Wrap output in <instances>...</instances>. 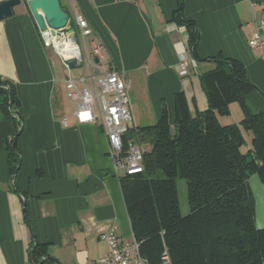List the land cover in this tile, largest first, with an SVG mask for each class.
Returning a JSON list of instances; mask_svg holds the SVG:
<instances>
[{
    "label": "crops",
    "instance_id": "1",
    "mask_svg": "<svg viewBox=\"0 0 264 264\" xmlns=\"http://www.w3.org/2000/svg\"><path fill=\"white\" fill-rule=\"evenodd\" d=\"M183 1L184 16L199 32L201 59L191 51L192 26L175 18L179 0L62 2L74 25L76 13L86 17L107 68L126 80L131 132L145 120L155 124L163 107L172 121L177 91L185 92L193 116L207 109L200 75L214 67L208 58L219 53L245 65L258 88L248 94L249 105L264 110V53L250 46L264 0ZM15 10L0 20V76L15 84L23 130L13 172L7 140L17 124L0 106V264H35L30 251L37 243L45 244L44 264H91L109 250L102 232L114 227L122 241L134 237L121 187L124 171L110 154L102 124L78 122L67 95L69 70L55 48L45 45L27 2ZM184 57L188 72L181 75ZM249 185L262 228L264 183L255 173Z\"/></svg>",
    "mask_w": 264,
    "mask_h": 264
},
{
    "label": "trees",
    "instance_id": "2",
    "mask_svg": "<svg viewBox=\"0 0 264 264\" xmlns=\"http://www.w3.org/2000/svg\"><path fill=\"white\" fill-rule=\"evenodd\" d=\"M183 5L179 0L175 18L192 26L191 51L201 59L199 32L184 16ZM208 59L215 65L200 75L208 108L193 116L185 92L177 91L172 121L163 107L155 124L136 127L143 171L121 176L132 231L148 264H161L165 253L170 264H264V227H257L249 185L255 173L264 183V110L254 111L247 99L258 88L241 61L223 53ZM233 101L243 110L240 126L221 124L217 115L229 113ZM20 103L15 84L0 76L1 110L17 124L7 140L13 172L20 164ZM243 128L253 133L247 151L242 150ZM132 132L131 139L124 137L125 149L134 141ZM179 177L188 183L186 214L178 202ZM46 253L45 244L37 243L30 257L35 264H44Z\"/></svg>",
    "mask_w": 264,
    "mask_h": 264
},
{
    "label": "built area",
    "instance_id": "3",
    "mask_svg": "<svg viewBox=\"0 0 264 264\" xmlns=\"http://www.w3.org/2000/svg\"><path fill=\"white\" fill-rule=\"evenodd\" d=\"M68 2V0H61ZM45 45L53 46L59 55L77 58L78 66L83 67V72L74 75L73 67L64 60L69 73L66 77L68 97L75 102L74 115L79 123H101L109 140V151L116 162V166L123 169L124 174H135L143 171L142 147L131 141L128 148L124 147V137L130 130L133 114L130 106L128 84L122 75L107 68L102 46L97 41L90 39L91 51H88L85 38L92 33V28L81 13L75 15V40L66 29H57L52 33L49 28L41 31ZM79 34V36H78ZM264 16L258 19L257 32L250 40V46H259L264 53ZM55 38V39H54ZM56 38L68 41L75 52L66 54L59 48ZM189 60L184 57L180 64V74L188 72ZM67 123V120H65ZM100 237L109 244L108 252L91 264H148L147 258L140 253V243L133 237L129 242L122 241L114 227L102 232ZM169 255H163L161 264H170Z\"/></svg>",
    "mask_w": 264,
    "mask_h": 264
},
{
    "label": "water",
    "instance_id": "4",
    "mask_svg": "<svg viewBox=\"0 0 264 264\" xmlns=\"http://www.w3.org/2000/svg\"><path fill=\"white\" fill-rule=\"evenodd\" d=\"M29 6L36 24L41 31L52 29V33H56L57 29H66L71 35V39L75 40L76 32L73 27L69 13L63 7L61 0H25ZM24 2V0H4L0 2V20L15 14V7ZM65 62L70 67H77L78 60L73 57H64ZM129 130L126 137L131 139L133 134Z\"/></svg>",
    "mask_w": 264,
    "mask_h": 264
},
{
    "label": "rangeland",
    "instance_id": "5",
    "mask_svg": "<svg viewBox=\"0 0 264 264\" xmlns=\"http://www.w3.org/2000/svg\"><path fill=\"white\" fill-rule=\"evenodd\" d=\"M73 27L75 28L74 24H73ZM78 36H79V34H78ZM90 39H91L90 37L85 38V42L87 44L88 51H91V48L89 45ZM72 72L74 75L80 74L83 72V67L82 66L74 67L72 69ZM68 102H69L70 107H74L73 102H71L70 100ZM217 115H218V118H219V121L221 124L225 125V124H230V123H238L240 126L241 120L243 118V116H242L243 110H242L241 105L238 101H233L230 104L229 113H227V114L218 113ZM150 123H152V122L145 120L142 123V125H145V126L141 125L140 127H146L148 125H151ZM136 127H139V126H136ZM136 127H133V129H134V141H135V142L134 141L133 142L140 146L141 144L138 142V133H137ZM242 130H243V133H244V136L246 139L245 143H243L244 145L242 146V150L247 151L251 147V140H252L253 133L249 129L243 128ZM177 188H178V198H179L178 202L180 204L181 212L183 214H186L190 211L189 200H188V183H187V180L185 178L179 177L177 180Z\"/></svg>",
    "mask_w": 264,
    "mask_h": 264
},
{
    "label": "bare ground",
    "instance_id": "6",
    "mask_svg": "<svg viewBox=\"0 0 264 264\" xmlns=\"http://www.w3.org/2000/svg\"><path fill=\"white\" fill-rule=\"evenodd\" d=\"M55 41L57 44H60L59 48L63 49L66 54H73V52H75V50L73 49L74 47H72V45L68 41L66 42L58 38H56Z\"/></svg>",
    "mask_w": 264,
    "mask_h": 264
}]
</instances>
